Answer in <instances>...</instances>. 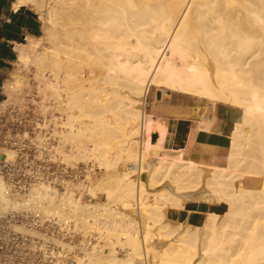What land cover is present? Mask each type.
Returning a JSON list of instances; mask_svg holds the SVG:
<instances>
[{"label": "bare ground", "instance_id": "bare-ground-1", "mask_svg": "<svg viewBox=\"0 0 264 264\" xmlns=\"http://www.w3.org/2000/svg\"><path fill=\"white\" fill-rule=\"evenodd\" d=\"M45 1L15 0L13 6H36L44 19L45 42H52L40 50L42 38H30L20 45L17 58L28 63L35 50V64L54 72L48 86L69 110L67 121L55 116L52 135L59 145L52 148L65 158L84 151L106 167L115 160L131 162L138 180L124 182L134 174L126 169L114 184L118 188L105 181V193L113 199L117 188L123 207L137 204L140 218L108 201L83 203L71 189L61 196L46 183L23 195L10 194L1 175L0 212L47 207L46 202L62 197L61 207L83 213L91 237L99 235L95 243L84 238L85 253H76V264H139L142 258L153 264H264V0H53L52 7L45 3L48 9ZM152 87L195 96L206 107L215 102L240 107L243 116L227 137V151L189 155V128L142 105ZM86 96L95 107L92 124L114 128L118 138L104 141L88 134L92 145L82 150L80 141L95 130L79 121L86 112L76 116ZM209 123L203 119L195 125L209 129ZM66 141L76 150L65 151L61 143ZM205 171H210L206 180ZM165 178L174 187L166 185L150 199L148 182L158 186ZM246 180L261 181L260 187L245 186ZM87 190L94 195L91 187ZM188 198L225 201L228 208L224 214L209 210L200 222L190 219L169 227L167 206L182 208ZM55 203L47 213L64 214ZM97 206L101 214H94ZM156 225L160 235H153ZM157 235L164 239L158 251L151 246ZM101 239L111 248L122 241L128 251L122 257L113 248L94 255Z\"/></svg>", "mask_w": 264, "mask_h": 264}, {"label": "built area", "instance_id": "built-area-1", "mask_svg": "<svg viewBox=\"0 0 264 264\" xmlns=\"http://www.w3.org/2000/svg\"><path fill=\"white\" fill-rule=\"evenodd\" d=\"M17 93L23 97L22 91ZM53 126L31 99L10 100L4 88L0 90V175L10 194H26L39 183L61 194L69 180H77L76 167L54 153L58 142ZM77 222L71 214L40 208L0 213V264H75L83 239L95 240L88 232L84 236Z\"/></svg>", "mask_w": 264, "mask_h": 264}, {"label": "rangeland", "instance_id": "rangeland-1", "mask_svg": "<svg viewBox=\"0 0 264 264\" xmlns=\"http://www.w3.org/2000/svg\"><path fill=\"white\" fill-rule=\"evenodd\" d=\"M46 1L44 2V6H45V9H48V6L50 7L54 2H53V0L52 1L51 0H49V1L46 0ZM49 2H50V4H49ZM45 3H46V5L47 4H49V5L46 6ZM31 6H33V9L36 11V9H37L36 6H34V5H31ZM45 9H44V12L46 11ZM49 10H50V8H49ZM55 17H56V19H55ZM55 17H54L53 21L55 20L56 22L54 21L53 24L56 23L54 25H56L55 27L58 28V27H60L59 26V23H60V21H59L60 20L59 19V14L57 15V13H56ZM43 20L44 19L41 18V21L43 23V27H42V31L40 32V34L38 36L39 38H42V40H43L42 41L40 39L42 41V43L40 45V50H45L47 47L52 46V42H49L51 44H49V43L46 44L47 42H45V41H47V39H45V37H44L45 32H43V31H45L46 28H45V24H44V21ZM43 37H44V39H43ZM34 39H37V38H34ZM30 51H31L30 52V55L32 57V60H30L31 62L29 61L28 63H20V62H18L16 60L13 64H11V66L7 70V74L4 77V84H5L4 92H6L8 94L10 100L19 101L22 98L23 99L24 98L31 99V101H33L36 104V107L42 111V113L45 116V118H47V123H53V118L55 116L58 117L60 115L63 116V120H66V121L69 120V118L67 117V114L69 113L68 112L69 110H67L68 108H67V106H66L65 103H64L65 104L64 106L67 109L63 107L62 97L59 98L60 95L58 96L57 94L53 93V91L51 90V88H49V86H48V82L52 78H54V72L51 70L50 67H44L43 68V66L36 65L35 64L36 63L35 60H33L34 59L33 56L37 52H35V50H30ZM14 73H15V75H14ZM20 78H22V79H20ZM17 79H20V81L22 80L21 81L22 83H20L19 80H17ZM160 88H163V87H160ZM160 88H154V87H152L151 90H150V92H149V94L146 96V99L144 101L145 104H142V105L148 111L154 110L152 108V106L155 103H157L158 101H166L167 103L180 104V105H189L190 104V105H192V107H196V109L198 111L204 110L203 113H205V111H206L204 109V104L205 103L198 101V99L196 97H193L194 100H190L187 97V96H189L187 94L180 93V92H176V91H172L170 89H164V88L163 89H160ZM18 90H20V91L23 92V97H20V95H18V93H17ZM51 97L53 99H51ZM59 100H61V101H59ZM91 103H92V100L89 97H87V96L86 97H83V101L78 104V106H77L78 111H76V116L77 115H80L81 116V115H83V113L86 112V115L84 114L82 118L79 117L80 118L79 121L81 120L84 123L86 122L89 125L88 128H90V127H94L95 128V130L94 129H91V130L90 129L89 130L87 129L88 130L87 131L88 133H86L87 136L84 137L83 140L80 141L81 144L77 146L79 148H82V150L84 148H86V147H91L92 142L90 140L91 139H96V137L99 138V139H101V140H104V141H109L111 138H114L116 140L118 138V132L114 128H112V129L109 128L108 129V128H104V126H102V125L101 126L103 127V129H101V127L99 126L101 130L97 126V128L99 130V131L97 130L98 131L97 133H99V134L96 133V129L97 128H96L95 125L92 124V122L94 121L93 120L94 118L92 119V117H93L92 114H93V111L95 110V107ZM55 119H56V117L54 118V124H55ZM119 121L122 122L123 119H121ZM180 121H181V124H184V127H186L187 126V122H189V120L187 118H182L179 121L177 119H175V118L174 119H170L171 124L174 123V125L177 124ZM88 134H91L90 137L94 136V138L93 137L91 139L88 138L89 137ZM96 134H97V136H95ZM57 142H58V144H56V146L59 145L58 139H57ZM66 142L67 143H64V142L61 143V145H64L65 146L64 147L65 151H67L68 153H72L73 152L72 149L76 150L75 147L73 148V143L72 142H70V141H66ZM189 145L190 144L188 143V148H187V152L188 153L191 152V154H192L193 151L195 153H200V152H197L196 151V149H201L200 147H198V146H192V145L189 146ZM54 153H57L58 156H60L61 160L66 165H70V166L76 167V169L78 170L79 175H78L77 180H75V181L69 180L66 185H67V189L74 190V195L76 197L81 196V200H82L83 203H85V202L86 203H96L98 206H100V203H102V202L103 203H106V201H108L106 204H110V205L112 204V206L115 207L116 209H121L123 211H126V212L134 215L137 219L140 218V212L137 209V204H135V206H131L130 207L131 209L130 208L125 209L123 207L122 203L120 202L119 198H118V195H119V190H117L118 187H117V185L114 186L115 183L117 184V182H116L117 177H120V175L124 174L123 171H126V169H127V171H130L129 173H134V174L130 178L124 179V182L125 181L127 182L129 180L130 181L131 180L132 181L133 180H135V181L138 180V172H134V170L131 169V167L134 166V165H132L131 162H128L127 161L126 163H124L123 161L118 162V160H115V162L111 166L106 167L104 165H102V166L99 165L97 161H93V160L87 158V154L84 151L83 152H77L76 153L77 156L76 155H75V157L72 156L71 157L72 159L71 158H65V155L63 156L60 152H58L56 150H55ZM191 154L189 153V155H191ZM201 154H206V153L201 152ZM222 162L224 163L225 161L223 160ZM149 165L150 166H147L146 167V169L148 171L151 169L152 162H150ZM128 167H130V169ZM149 172H146V173L148 174ZM204 173L205 174H204V177L203 178L206 180L207 177L210 175L209 174L210 171H205ZM205 176H206V178H205ZM160 177H161V175H160ZM146 178H148V177H146ZM105 181L109 185L110 184L112 185V186L110 185V187H117V188H115L116 190L114 192V195H115L116 192H117V194L115 195V197L113 199H112V197H111V199L110 198L108 199V196L105 193V186L106 187H109V185L107 186L105 184ZM111 181H112V183H111ZM161 181H162V183L161 182H159V183L157 182V185L159 184L158 186H153V185L150 184V182H148V187H149L148 189L150 191L152 190L151 193L153 192L152 194L149 192L150 199L154 197L153 194H154L155 191H159L160 189H165L167 187L166 185L172 184L173 186L171 185V187H174V184L171 183V180L169 178L167 180L165 178V181H164V179L161 180ZM168 181H169V183H168ZM235 182H238V181H235ZM260 182L257 181L255 183H252V182L246 180V181H244V184H245V186L259 188L260 187ZM235 184H238V183H235ZM90 187L94 191V195L87 190V188L89 189ZM82 190H83V192H82ZM155 193L158 194V192H155ZM62 194H60V195L62 196ZM59 197H60L59 195L56 196V198H55V200H56L55 202L56 203L55 202H53V203L46 202L47 207H42L43 205L41 204V205L35 206L33 208H37V209L40 208L43 211L44 210L46 211V210H48L49 207H51V205L53 207L54 206V203H55V205H56L55 206L56 207V211H58V209H59V210H62L64 212V210H65L64 213H67L68 212V214H71V215H73V216L76 217V219L79 222L78 223L79 230H82L81 233L84 236L87 234V232L90 233L88 231V229L85 228L86 224H88V223L86 222V219L84 220V218L82 216L83 213H81V212H75V211H73L71 209H70L71 210L70 211L69 210V207H67L66 205H64V207H61V204H62L61 202L63 201V199H62V197H60V198ZM200 199L195 200V202L197 201V202H202V203H207V204L210 202L209 204L211 206V210H216V211H218L221 214H224L225 211L228 208V204L225 201H220V203H219V201H214V200H210L209 201L208 200L209 201L208 202L205 199H201V200ZM186 200L194 201L193 198L192 199L191 198H188ZM98 206H97V210H95L97 213L94 212V214H98V213L101 214L103 212L101 207H99V209H98ZM169 208H170V206H167L166 210L169 209ZM166 210H165V213L167 212ZM52 212L50 211L49 213L50 214H53L54 212L53 213ZM55 213H57V212H55ZM166 217H167V215H166ZM90 218H87V219L89 220ZM166 220L167 221L169 220L167 222V224H169V227H178L177 222L172 221V220H170L168 218H166ZM184 223H186V222H184ZM158 229H159V226L158 225H156V226H154L152 228L153 235L154 234H159V233H157V232H159ZM98 236L99 235L94 236L95 237V240H92L91 242L95 243L98 240V239L96 240V237H98ZM162 236L165 239L167 238L164 235H162ZM153 239L154 240H152V242H151V246L153 247V249H155V250L157 249L156 251L161 250L164 247V244L162 243V240H164V239L161 236H158V235L157 236H154ZM153 241H155V242H153ZM156 243H157V245H156ZM100 244L101 245H98V247H97L100 252H98V250H97L96 252H93L94 255L97 253L96 255H99L100 254V255H103L104 256V253L105 254L110 253V249L113 248L115 250V253L118 256L122 257L128 251L127 250V246L126 245H123L124 242H122V241L111 243V245L113 246L112 248L109 245L110 243H108L107 239H101ZM87 248H88V246H87ZM100 249L103 250L102 251L103 254H101V250ZM89 250H91V249H89ZM84 251H85V248H82L80 251H77L76 253H78L79 255H83L85 253ZM148 260L150 262L147 261V260H145V258H142L140 260L139 264H146V263L147 264H153L150 259H148ZM75 264H76V262H75Z\"/></svg>", "mask_w": 264, "mask_h": 264}, {"label": "crops", "instance_id": "crops-1", "mask_svg": "<svg viewBox=\"0 0 264 264\" xmlns=\"http://www.w3.org/2000/svg\"><path fill=\"white\" fill-rule=\"evenodd\" d=\"M14 2L15 0H0V90L5 87L4 77L7 70L18 58L20 45L28 43L30 38L38 37L43 27L38 12L32 9L31 5L21 4L14 8ZM187 97L194 100L195 96ZM205 105V113H203L204 110L198 111L190 104L180 105L166 101H158L152 108L169 122L174 118L178 121L187 118L189 122L186 128L190 130L188 143L189 146L200 147L201 149H196L197 152L207 154L211 151L219 155L224 154L227 151V137L235 124L242 119L243 110L224 102H215L208 107ZM203 119L210 120L209 129H201L195 125L197 121L199 123ZM194 155L198 157L199 154L194 153L192 156ZM209 210H211L209 203L186 200L182 208L167 209L166 215L168 219L175 222H187L190 219L200 222Z\"/></svg>", "mask_w": 264, "mask_h": 264}, {"label": "water", "instance_id": "water-1", "mask_svg": "<svg viewBox=\"0 0 264 264\" xmlns=\"http://www.w3.org/2000/svg\"><path fill=\"white\" fill-rule=\"evenodd\" d=\"M169 92V91H168Z\"/></svg>", "mask_w": 264, "mask_h": 264}]
</instances>
